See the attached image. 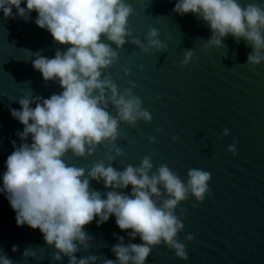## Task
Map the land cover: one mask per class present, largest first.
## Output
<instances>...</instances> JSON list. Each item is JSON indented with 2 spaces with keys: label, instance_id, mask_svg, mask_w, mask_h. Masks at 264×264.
Wrapping results in <instances>:
<instances>
[{
  "label": "water",
  "instance_id": "95a60500",
  "mask_svg": "<svg viewBox=\"0 0 264 264\" xmlns=\"http://www.w3.org/2000/svg\"><path fill=\"white\" fill-rule=\"evenodd\" d=\"M126 2L133 8L128 18L132 35L143 42L148 30L155 28L167 46L160 52L145 53L125 43L118 50L117 61L104 70L118 89L130 87L131 81L134 94L152 116L147 123L120 124L123 134L115 143L124 154L116 157L112 166L117 170L138 166L143 156L151 154L152 171L166 164L181 180L187 179L191 168L211 174L210 195L205 194L201 202L189 195L175 210L178 217L183 211V230L177 239L185 245L187 259L176 257L162 242L153 248L145 264H264V61L247 64L251 47L243 39L236 42L231 35L223 40L226 47L205 49L211 35L208 26L191 13L174 12L176 0ZM240 2L243 5L247 0ZM256 2L264 4V0ZM21 7H25L24 0ZM12 13L13 18H6L0 11V187L5 161L14 151L13 142L16 146L31 143V134L27 141L17 136L24 126L11 116L10 109L19 110L18 100L29 92L33 97L49 98L63 90L58 81H44L33 68L32 54L40 51L51 59L57 49L63 52L69 47L54 41L46 29L35 24V11L27 22L15 15V7ZM188 49L193 58L182 66ZM125 67L130 70L128 75L123 73ZM224 129L228 135L222 136ZM148 137H154V142ZM234 142L235 154L227 151ZM105 152L98 146L92 155L81 158L69 153L65 160L87 170L95 161L104 160ZM90 186L100 191L101 198L111 190L102 180H90ZM117 191L127 194L131 185ZM15 215L6 193L0 192V254L13 264H68L63 254L61 261L52 260L54 246L45 243L39 229L17 226ZM97 219L84 226L92 240L87 251L74 253L77 259L91 254L99 257L96 264H102L103 259L115 260L111 247L120 236L125 245L142 243L139 236L127 235L131 229H119L115 216L99 225ZM189 234L193 238L186 240ZM13 245L17 246L15 252ZM26 248L36 255L24 257Z\"/></svg>",
  "mask_w": 264,
  "mask_h": 264
},
{
  "label": "clouds",
  "instance_id": "9594fccd",
  "mask_svg": "<svg viewBox=\"0 0 264 264\" xmlns=\"http://www.w3.org/2000/svg\"><path fill=\"white\" fill-rule=\"evenodd\" d=\"M21 3L0 0V11L6 18H13L15 7V15L26 22L35 11V24L46 29L54 41L69 47L63 52L57 49L51 59L40 51L32 54L33 68L44 81H58L63 90L49 98L33 97L29 92L18 100L19 110L10 109L11 116L24 126L17 132L21 141H27L31 134L30 144L16 146L13 142L14 151L5 161L0 187L16 213L17 226L39 229L45 243L54 246V261L66 256L68 264H96V255L77 259L74 253L87 251L92 240L84 226L94 218L99 225L112 215L119 229H131L127 235L139 236L142 243L125 245L124 237H117L119 242L111 247L116 259H103L102 264H145L153 248L162 242L174 250L176 257L187 259L185 245L177 239L183 230V211L178 217L175 210L189 195L197 202L210 195L211 174L191 168L187 179L181 180L166 164L152 171L151 154L143 156L138 166L125 165L123 170L112 166L116 157L124 154L115 143L123 134L120 124L135 126L140 120L150 122L152 116L134 94L131 81L130 87L118 89L104 70L117 61L118 50L125 43L145 53L166 48L157 29L150 28L143 42L134 37L128 27L133 8L126 0H24L25 7ZM173 11L179 15L191 13L208 26L211 35L205 49L226 47L223 40L231 35L236 42L243 39L251 47L247 64L264 61V4L256 0L243 5L240 0H176ZM192 58V50H186L181 65ZM129 71L125 67L124 75ZM31 103H35L34 108ZM221 135H228V130ZM98 146L106 149L105 159L95 161L87 170L65 160L69 153L81 158L92 155ZM227 151L235 154V142ZM90 180H102L103 186L111 189L103 194L106 198L91 188ZM129 185V193L117 191ZM192 238L191 234L185 237ZM12 251H17L16 245ZM35 255L30 248L23 252L24 257ZM0 264L13 262L0 254Z\"/></svg>",
  "mask_w": 264,
  "mask_h": 264
}]
</instances>
